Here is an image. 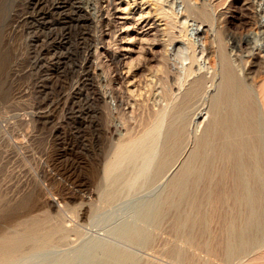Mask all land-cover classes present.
I'll list each match as a JSON object with an SVG mask.
<instances>
[{
  "label": "rangeland",
  "instance_id": "rangeland-1",
  "mask_svg": "<svg viewBox=\"0 0 264 264\" xmlns=\"http://www.w3.org/2000/svg\"><path fill=\"white\" fill-rule=\"evenodd\" d=\"M77 1L87 9L91 16L85 15L83 11L79 10ZM102 3L103 0H0V226L6 225L8 221L16 217V214L21 217V214L23 215L28 209L34 208L32 213L38 212V205L40 211L43 208L40 205L43 197L48 196L58 203L50 210L47 206H44L43 209L49 210L50 214L60 219L62 224L66 223L64 227L67 229L70 227L71 230L63 238L68 242L61 239L59 240L60 245L55 240V244L52 242L53 244L45 245L44 249L43 246L34 248V252L33 248H31L32 251L27 249V252L26 250L21 252L7 264H70L69 261L71 260V264H85L86 262V264H98V262L103 264L104 261H110L108 264H112L111 262L121 264V261H115V254L122 250L128 256L137 255L139 257L130 256L132 261L128 259L126 261L129 263L123 261L124 264H136V262L137 264H147V259H152L150 262L148 260V264L154 262L159 264H197L195 261L197 259H194L192 255L196 252L197 255L195 254V256L200 257V261L197 260V262L226 264L218 258L212 260L206 254L205 249L200 245L199 247L196 246L194 242L192 225H188L194 217L192 215L196 214H193L194 203L190 205L192 201L194 202V194H196L193 190L190 194H187L186 191L185 196H181V199L180 197L178 199L177 196L174 197L175 201L170 203L171 207H169L170 204L166 205L168 208L164 206L167 208L166 210L160 206L159 201L161 200L159 199H163L165 194V197L170 196V190L168 193L165 192L170 189L176 175L182 170L181 167L184 166V162L188 160V157L190 159L196 149L194 143L197 141L196 136L203 132L208 121L213 117V113L210 111L213 110L212 105L216 101L214 98L216 99L218 94L220 95L223 82V59L226 55L232 65L235 64L233 66L237 68L235 69L237 76L240 75L239 78H242L241 80L246 86L249 85L248 89L252 92L253 99L257 103L255 104L259 107L256 106L258 131H260L258 138L261 140V147L264 150V0H158L160 6L162 4L163 7H161L165 8L164 11L171 12L172 15L174 14L173 16L176 15L174 17L176 24L173 21L172 25V27L175 26L173 31L171 25L169 27L165 25V21L168 20H165V17L161 20V15L155 10L158 5L156 0H123L121 6H127V13L126 11L123 13L112 10L110 11L112 13H108L110 15L104 14L102 16L104 21L100 20L101 16L98 17V9L102 7ZM147 10L148 12H146ZM143 13L150 19L146 27L140 19V15ZM144 14L143 16L146 17ZM204 20L206 21L204 22ZM158 24L159 26H157ZM162 25L166 27L164 28ZM166 30L170 37L165 34L167 33ZM164 37L166 38L164 39ZM168 37L175 39L168 40ZM94 50L95 52H92ZM213 52L214 54H212ZM114 53L116 56L113 55ZM224 54L226 55L224 56ZM189 58H193L194 63L198 60V63H193L195 73L184 75L182 68L189 65ZM218 59L222 62L220 63ZM166 61L173 63L170 65ZM126 62L129 67H126ZM203 64L210 65L209 69L211 70L205 73L207 80L209 76L210 80H208L209 82L206 81V84L198 92L199 94L191 100L193 107L189 104L190 107L186 109L188 110L187 114L185 115L186 110L184 115L182 114L184 118L187 117L184 119L186 121H183L182 116L175 117L173 115L174 105L179 101L178 98L183 95L186 89L183 87H187L190 80L205 70L199 69L197 71L199 66H204ZM167 65L176 74L182 72L179 76L184 75L179 77L178 83L175 84L172 80L165 79L166 68L164 67ZM161 67L162 69H160ZM126 72L127 74H125ZM164 87L165 89H163ZM165 90L166 92H164ZM202 90L204 93L200 94ZM166 94H168V98ZM173 97L175 100L171 101ZM156 111L159 112V120L151 136V139L153 137L152 141L148 138L150 139L148 145L154 150L150 148L152 151L149 154L147 150V154L138 157L136 161L134 159L131 161L132 163L126 161L128 163L124 164V162L123 165L127 167L124 168L125 166H123V168L118 169L122 173L116 171L110 179L105 178L103 176L104 165L111 159L115 146L119 142H123L124 139L129 140L140 136L143 130L151 125L155 114H157ZM170 122L171 125H168ZM182 123L184 130H187L185 133L189 130L188 137H185L184 134L185 140L183 139L180 143L183 142L185 147L179 145L181 149L177 151L176 156L171 158L172 161L169 160L167 165L165 164L168 169L164 166L161 167V160L159 159L162 158L163 146L166 145V138L170 133L172 124ZM165 132L166 134H164ZM123 137L126 138L123 139ZM151 142L154 145H151ZM207 153L204 155L205 160L211 156V153L209 155ZM180 161L184 162L181 163ZM157 163L161 169L156 166ZM201 166L204 168L203 161L198 162L194 168V171L196 169L195 174L199 173L197 169L202 171V173L200 171L197 174V178L202 176L205 170L200 169ZM117 172L118 176H116ZM157 172L160 173L156 176L155 173ZM113 179L115 183H113ZM110 190L115 191L108 192ZM109 196H112V199H109ZM182 201L184 202L182 205L185 206L180 204ZM174 202H176L175 207L178 205V208L173 207ZM156 207L163 210H160L163 213ZM86 208H89L87 212H85ZM147 208L150 212L146 211ZM154 209L166 217L163 218L157 211L156 214ZM83 211L86 214L84 213L81 217ZM179 211H182V214L185 213L187 219L186 217L182 218ZM178 213L182 219L179 218ZM142 214L148 216L145 217ZM155 215H159V218ZM190 215L192 217H189ZM64 218L65 223L62 220ZM167 220L169 221L166 222ZM262 220L264 221V218ZM139 221L140 223H137ZM143 222L145 223L143 224ZM158 222L160 223L158 224ZM181 223L186 229L190 226L192 231L186 232ZM7 224L8 226H4V228H13L11 221ZM134 224L140 229L142 226L144 231L142 229L141 231L137 230L138 227L134 228L136 227ZM186 225L188 226L186 227ZM131 228L134 231H140L143 236L145 234L152 236L151 233H153L152 239L150 236L148 239V235L143 240L141 238L142 245L145 244L141 246L140 240L130 239L133 232L130 231ZM182 228L186 233L182 231ZM74 230L75 232L77 230L76 235H70ZM125 230L130 231H127L129 234L127 232L126 234ZM155 233L157 236L154 235ZM187 234L189 237L186 236ZM158 235L164 240H161ZM260 237L256 240H262L264 234ZM71 238H74V241ZM132 240L135 243H132ZM163 244L165 245L163 246ZM178 245L181 250L184 249L182 252ZM192 246L198 248L194 249ZM200 247L204 253H201ZM168 248L172 252H176L173 257V253L171 254ZM189 248L193 249L190 250ZM110 249L112 253L115 251L116 253L110 254ZM174 249L180 250L181 253L188 251L184 255V253L181 254ZM104 252L109 256V260ZM189 253L192 255L193 262H190ZM110 257L113 259L110 260ZM91 258L93 259L91 260ZM141 259L142 261H140ZM216 261L220 262L217 263ZM227 264L232 263L228 261Z\"/></svg>",
  "mask_w": 264,
  "mask_h": 264
},
{
  "label": "bare ground",
  "instance_id": "bare-ground-1",
  "mask_svg": "<svg viewBox=\"0 0 264 264\" xmlns=\"http://www.w3.org/2000/svg\"><path fill=\"white\" fill-rule=\"evenodd\" d=\"M160 1V0H159ZM123 0H103V5L102 7H99L98 9V17L101 16V21H104L102 16L104 14H107V15H110L108 14L110 11L113 10L114 11H122L123 13L126 11L127 6H121ZM155 2V1H153ZM246 2V1H245ZM76 3H78V8L80 11H83L85 13V15H90L87 11L86 8H84L79 1H77ZM125 3V2H124ZM248 3V2H247ZM126 4V3H125ZM134 4V3H133ZM155 4V3H154ZM153 4V5H154ZM156 4H158L156 6ZM156 11H158V13L161 15L160 17L161 20L164 19L163 17H165L166 19L165 20H168V21H165V25L167 27H169L171 25H173V21L175 20L174 17L176 16H173L171 14V12H166L164 11V9L162 8V4L160 6V4L158 3V0H156ZM203 5V4H202ZM201 5V6H202ZM101 6V5H100ZM206 6V5H205ZM139 7V6H138ZM152 7V6H151ZM141 8V7H140ZM155 8V7H154ZM154 8H151V9H154ZM194 8V7H193ZM199 8V7H198ZM148 9V8H147ZM192 9V8H191ZM200 9V8H199ZM204 9V8H202ZM137 10V9H136ZM149 10V9H148ZM148 10L146 12H148ZM193 11V10H192ZM196 11H198L196 9ZM142 12V11H141ZM140 12V13H141ZM145 12V13H146ZM200 12L202 14H204L202 12V10H200ZM205 14H206V11H204ZM97 13V12H96ZM112 13V12H110ZM127 13V11H126ZM152 13V12H151ZM173 13V12H172ZM144 14V13H143ZM142 15H140V19H142V22L144 23L143 25L146 27L148 25V21H150V19L146 16L144 17ZM147 14V13H146ZM159 14L157 16H159ZM200 14V13H198ZM209 14V13H208ZM112 15V14H111ZM148 15V14H147ZM91 16V15H90ZM96 17V16H95ZM110 17V16H108ZM116 17V16H115ZM152 17V16H151ZM199 17V16H198ZM202 17V15H201ZM206 17V16H204ZM105 18V17H104ZM107 19V18H106ZM139 19V18H138ZM149 19V20H148ZM153 19V18H152ZM111 20V19H110ZM155 20V18H154ZM158 20V18H157ZM100 21V22H101ZM113 21V19H112ZM153 21V20H152ZM159 21V20H158ZM206 20H204L205 22ZM99 22V21H98ZM107 22V21H106ZM175 22V21H174ZM150 23V22H149ZM152 23V22H151ZM150 23V24H151ZM159 23V22H158ZM163 23H164V20H163ZM156 24V23H155ZM176 24V22H175ZM174 24V25H175ZM110 25V24H109ZM113 25V24H112ZM136 25V24H135ZM142 25V27H143ZM115 26V25H114ZM154 26V25H153ZM156 26V25H155ZM159 26V24L157 25ZM164 28L166 26L162 25ZM151 27V26H150ZM161 28L162 30L164 28ZM175 27V26H173ZM172 27V28H173ZM156 28V27H155ZM158 28V27H157ZM104 29V28H103ZM112 29V28H111ZM169 29V28H168ZM167 29V30H168ZM166 30V31H167ZM174 30V28L172 29V31ZM113 31V30H112ZM165 31V30H164ZM170 31V29H169ZM180 31V30H179ZM204 31V30H203ZM202 31V32H203ZM139 32V31H138ZM154 32V31H153ZM159 32V31H158ZM156 33V32H155ZM171 33V31H170ZM174 33V32H173ZM172 33V34H173ZM186 33V32H185ZM184 33V34H185ZM164 34V33H162ZM166 35L169 36V33L167 31V33H165ZM164 34V35H165ZM171 34V36H172ZM165 35V36H166ZM174 35V34H173ZM177 35V34H176ZM154 36V35H153ZM157 36V35H156ZM162 36V35H161ZM110 37V36H109ZM170 37V36H169ZM168 37V40L171 39ZM157 38V37H156ZM166 37H164L165 39ZM163 39V38H162ZM161 39V40H162ZM175 39V38H173ZM171 39V40H173ZM177 39V38H176ZM170 40V41H171ZM190 40V39H189ZM153 41V40H152ZM164 41V40H162ZM167 41V40H166ZM165 41V42H166ZM158 44V42H155ZM163 43V42H162ZM169 43V42H168ZM221 43V42H220ZM106 44V43H105ZM104 44V45H105ZM152 44V43H151ZM154 44V43H153ZM162 45V44H161ZM166 45V44H165ZM149 48V46H147ZM165 47V46H164ZM190 49V48H189ZM195 49V48H194ZM128 50V49H126ZM132 50V49H131ZM147 50V49H146ZM149 50V49H148ZM144 51V50H143ZM150 51V50H149ZM92 52H95L92 51ZM116 52V51H115ZM128 52V51H127ZM131 52V51H130ZM146 52V51H145ZM148 52V51H147ZM189 53V52H188ZM220 53V52H219ZM224 53V52H223ZM222 53V55H223ZM208 54V53H206ZM214 54V52L212 53ZM221 54V53H220ZM93 55V54H92ZM115 55V53L113 54ZM189 55V54H188ZM209 55V54H208ZM217 56V54H215ZM226 54H224L225 56ZM116 56V55H115ZM163 56H165L163 54ZM190 56V55H189ZM192 56V54H191ZM220 56V55H219ZM218 58L220 59L221 57ZM223 56V57H224ZM126 57V56H125ZM124 57V58H125ZM208 57V56H207ZM145 58V57H144ZM167 58V57H166ZM188 58V57H187ZM161 59V58H160ZM190 59V58H189ZM193 58L190 59V63L188 66H186L185 68H182L184 70V75L187 74V75H191L193 73H195V70L193 68V63H194V60H192ZM218 59V60H219ZM117 60V59H116ZM119 60V59H118ZM131 60V59H130ZM162 60V59H161ZM164 60V59H163ZM192 60V61H191ZM222 60V59H220ZM219 60V61H220ZM231 60V59H230ZM121 61V60H120ZM197 62H195L194 64H197L198 63V60H196ZM218 61V62H219ZM260 61V60H259ZM160 62V61H159ZM167 62V61H166ZM169 62V61H168ZM167 62V63H168ZM222 61H220L221 63ZM125 63V62H124ZM140 63V62H139ZM138 63V64H139ZM170 63V62H169ZM173 63V62H172ZM170 63V65L172 64ZM208 63V62H207ZM116 64V62H115ZM123 64V63H122ZM188 64V62H187ZM201 64V63H200ZM127 65V62L126 64ZM124 65V66H125ZM181 65V64H180ZM186 65V64H185ZM204 66H199L198 70L199 69H205L204 71H200L202 74H198L197 77H195L194 79L190 80L189 84L187 85V87H183L186 88L183 95L180 96L179 101L174 105V116L175 117H179V116H182L184 115V112L185 110L190 107L191 105V100L197 95L199 94L198 92H200V90L203 88V86L206 84V81L210 80L209 77H208V80L206 78V72H208L209 70V64L208 66H206L205 64H203ZM233 65H235L233 63ZM232 65V62L229 61L227 59V55L226 57H224L223 59V69H222V73H223V82H222V86H221V90L220 88H218V90H220V95L218 94V98H214L215 103L213 106V110H211L210 112L213 113V117H211V119L208 121L207 125L204 127V130L203 132L199 135L198 133V136H196V142H194L196 144V149L194 150L193 154L191 155L190 159L188 157V160L187 161H180L181 163H185L182 168V170L180 172H178V174L176 175L175 179L173 180V182L171 183V186H170V189H168V191H164L165 193H168L169 190H170V196L168 197H165L163 196L162 198L163 199H159L161 201H159L161 204L160 206L163 208V209H167L168 205L170 203H172L174 200V197L176 198V196L180 197L181 199V196H183L186 191H187V194H190L193 190L194 193V202L192 201L190 205H192L193 203V214L196 213L195 215H192L194 216L193 219H191V221L188 223V225H192V230L190 229V226L186 225L187 229L184 228L185 226L182 224L183 221H182V225H183V228L185 229V231L187 232L188 230L192 231V235L193 237L195 238L194 239V242L196 244V246L199 247V245L205 249L206 251V254L209 255V257L213 259H221L222 261L227 262L229 261L230 263L232 264H264V238L262 240H256L258 239V237L260 236H263L264 234V221L262 220L264 218V150H263V147H261V140L258 138V123H257V109H256V106L258 107V105H256L257 103L255 102V100L253 99L254 97L252 96V92L249 91V85L246 86V84L237 76L236 74V70L237 68H234L235 66ZM134 66V65H133ZM174 66V65H172ZM212 66V65H211ZM126 67H129V64L126 66ZM195 67V66H194ZM220 67V66H219ZM136 68V67H134ZM166 68L165 70V79H170L172 80L175 84L179 82V77H183V76H179L180 72L179 70H175V71H179L180 73L179 74H176L174 71H172L171 69L168 68V65L167 67H164ZM130 69V68H128ZM162 69V67L160 68ZM182 69H180L182 71ZM196 69V68H195ZM221 70V68H219ZM213 70V69H212ZM127 72H129L127 69H126ZM127 72L125 74H127ZM131 72V71H130ZM204 72V73H203ZM132 73V72H131ZM221 73V74H222ZM197 74V72H196ZM119 76V75H118ZM221 77V75H220ZM219 77V78H220ZM159 78H161L159 76ZM186 78V76H185ZM184 78V79H185ZM214 78V77H213ZM181 79V78H180ZM183 79V78H182ZM190 79V78H189ZM163 80V79H162ZM166 80V81H167ZM164 81V80H163ZM165 81V82H166ZM171 81V82H172ZM181 81V80H180ZM130 82V81H129ZM169 82V81H168ZM170 82V83H171ZM172 82V84L174 85V83ZM187 82V81H186ZM209 82V81H208ZM183 83V82H182ZM162 84V83H161ZM167 84V82L165 83ZM164 84V85H165ZM171 84V85H172ZM208 84V83H207ZM170 85V84H169ZM184 85V84H183ZM162 86V85H161ZM186 86V85H185ZM168 87V86H167ZM182 87V85H181ZM165 89V87L163 88ZM135 90V88H134ZM133 90V91H134ZM167 90V89H166ZM166 90L164 92H166ZM182 91V90H181ZM204 90L201 91L200 94H202ZM217 91V90H216ZM214 91V92H216ZM255 92V91H254ZM130 93H132L130 91ZM168 93V92H167ZM174 93V92H173ZM204 93V92H203ZM217 93V92H216ZM219 93V91H218ZM122 94V93H121ZM165 94V93H164ZM180 94V93H179ZM132 95V94H131ZM167 95V98H168V94ZM181 95V94H180ZM259 95V94H258ZM122 96V95H121ZM171 96V95H170ZM175 96H176V93H175ZM166 97V96H165ZM210 97H213V96H210ZM216 97V96H215ZM134 98V97H133ZM161 98V97H160ZM166 98V99H167ZM162 99V98H161ZM175 98L173 97L171 101H174ZM213 99V98H212ZM118 100V99H117ZM122 100V99H121ZM200 100V99H198ZM213 100V101H214ZM259 100V99H258ZM123 101V100H122ZM196 101V99L194 100V102ZM120 102V101H119ZM126 102V101H124ZM212 102V101H211ZM134 103V102H133ZM175 103V102H174ZM256 103V104H255ZM165 104V103H164ZM190 104V105H189ZM213 104V103H212ZM120 105V104H119ZM129 105V104H128ZM131 105V103H130ZM129 105V106H130ZM133 106V105H132ZM131 106V107H132ZM192 106V105H191ZM195 106V105H194ZM198 106V105H196ZM211 106V107H212ZM117 107H118V104H117ZM123 107V106H122ZM134 107V106H133ZM165 107V106H164ZM171 107V106H170ZM193 107V106H192ZM263 107V105H262ZM124 108V107H123ZM162 108V106H161ZM259 108V107H258ZM130 109V108H129ZM128 109V110H129ZM163 109V108H162ZM194 109V108H193ZM161 110V109H159ZM164 110V109H163ZM197 110V109H196ZM264 110V109H263ZM171 111V110H170ZM187 111L186 110V113L185 115L187 114ZM209 111V110H208ZM191 112V111H190ZM263 112V111H262ZM157 113V111H156ZM189 113V112H188ZM195 113V112H194ZM264 113V112H263ZM154 114V113H153ZM158 114H155L153 120H152V123L151 125H149L147 128H145L142 132V134L140 136H136L135 138L133 139H129V140H125L124 138L126 137H123V142H119L116 146H115V149L113 150V154H112V157L111 159L104 165V177L105 178H109L112 176V174H114L116 171H118V169H121L123 168V166H125L124 168H126L127 166L126 165H123L128 163V162H131V161H136V159L140 156H143L145 155V153L147 152L148 150V154L149 152H151L153 149L152 147H149L150 145L149 144V140L151 139V136L153 134V131H154V127L156 128V123L157 121L159 120L158 119ZM162 114V113H161ZM160 114V115H161ZM183 114V115H182ZM122 116V115H121ZM153 117V116H152ZM151 117V118H152ZM170 117V116H169ZM119 118V117H118ZM125 118V117H124ZM149 118V117H148ZM171 118V117H170ZM168 118V119H170ZM181 118V117H180ZM179 118V119H180ZM185 118H187L185 116ZM183 117V121H186L184 120L185 119ZM190 118V117H189ZM167 119V120H168ZM178 119V120H179ZM209 119V118H208ZM174 120V119H173ZM259 120V119H258ZM175 121V120H174ZM174 121H172L174 123ZM151 122V120H150ZM149 122V123H150ZM176 122V121H175ZM182 122V121H181ZM146 123V122H144ZM178 123V122H177ZM186 122H184L185 124ZM188 123V121H187ZM112 124V123H111ZM162 124V122H161ZM260 124H261V121H260ZM115 125V124H114ZM118 125V124H117ZM145 125V124H144ZM143 125V126H144ZM147 125V124H146ZM163 125V124H162ZM168 125H171V122L170 124ZM167 125V126H168ZM186 125V124H185ZM184 125V126H185ZM142 126V127H143ZM161 126V125H159ZM187 126V125H186ZM185 126V127H186ZM189 126V125H188ZM120 127V126H118ZM141 127V128H142ZM171 127V126H170ZM116 128V127H115ZM167 128V127H166ZM125 129V128H123ZM128 129V128H127ZM126 129V130H127ZM165 129V128H164ZM111 130V128H110ZM125 130V131H126ZM157 130V129H156ZM160 131V129H158ZM167 130V129H166ZM170 130V129H169ZM112 131V130H111ZM141 131V129H140ZM162 131V130H161ZM187 130H184V127H183V123L182 124H172V127H171V130H170V133L167 137V135L165 136V138L167 139L166 141V145L163 146V149L162 150V158L161 155L159 160H161V164L160 166L161 167H165V164L171 159L173 158L174 156H176L175 154H177V151H179V149H181V147H179V145H183V142L182 144L181 141L187 136V133H185ZM191 131V130H190ZM202 131V130H201ZM262 132V130H261ZM115 133V132H114ZM123 133V132H122ZM125 134V132H124ZM138 134V133H137ZM136 134V135H137ZM140 134V133H139ZM166 134V132L164 133ZM184 134H185V137H184ZM196 135V133H193ZM123 135V134H122ZM132 135V134H131ZM163 135V134H162ZM157 136V135H156ZM262 136V135H260ZM121 137V136H119ZM188 137V136H187ZM114 138V137H113ZM150 138V139H148ZM263 138V137H262ZM261 138V139H262ZM153 139V137H152ZM151 139V141H152ZM165 139V140H166ZM264 139V138H263ZM122 140V139H121ZM185 140V139H184ZM188 140V139H186ZM195 140V139H194ZM192 142V141H191ZM264 142V141H263ZM163 143V142H162ZM189 143V142H188ZM151 145H154L152 144V142L150 143ZM157 144V143H156ZM165 144V143H164ZM185 145V144H184ZM183 145V146H184ZM264 145V143H263ZM160 146H161V143H160ZM149 147V149H148ZM156 147V145H155ZM179 147V148H178ZM185 147V146H184ZM210 147V149H208ZM192 148V149H193ZM262 148V149H261ZM150 150V151H149ZM154 150V149H153ZM182 150H185V149H182ZM208 150V151H207ZM211 150V152H209ZM158 151V150H157ZM182 152V151H180ZM211 153V156L209 157V153ZM153 153V152H152ZM160 153V154H161ZM179 153V152H178ZM205 153H207L209 159L205 160L206 158L204 157ZM147 154V153H146ZM157 155V154H156ZM180 156V155H179ZM190 156V154H189ZM147 158V156H144ZM187 157V156H186ZM185 157V158H186ZM142 158V157H141ZM183 158V157H182ZM140 159V158H139ZM138 160V159H137ZM158 160V159H157ZM176 160V159H175ZM128 161V162H126ZM143 161V160H141ZM172 161V160H170ZM203 161L204 162V168L203 166L200 167L205 169L204 172H203V175L198 177L197 178V174L200 173V171H198L199 169H197V174H195L196 172V169L194 171V168H196L195 166H197L198 162H201ZM158 162V161H157ZM174 162V161H173ZM132 163V162H131ZM136 163V162H135ZM134 163V164H135ZM138 164V163H137ZM140 164V162H139ZM149 164V163H148ZM169 164V163H168ZM200 164V163H199ZM150 165V164H149ZM167 165V164H166ZM170 165V164H169ZM168 165V166H169ZM202 165V164H201ZM138 166V165H137ZM156 166H158V163L156 164ZM172 166V165H171ZM170 166V167H171ZM130 167V165H129ZM161 167L158 166V168L161 169ZM133 168V167H132ZM157 169V167H155ZM166 169L167 166L165 167ZM163 168V169H165ZM198 168H199V165H198ZM155 169V171H156ZM162 169V171H163ZM202 169V170H203ZM142 170V169H141ZM135 171H136V168H135ZM153 171V170H151ZM158 171V170H157ZM161 171V170H159ZM118 172H121V171H118ZM118 172H117V175L118 176ZM128 172H131L128 170ZM147 172V171H146ZM122 173V172H121ZM134 173V172H132ZM160 173V172H157L155 173L156 176L157 174ZM162 173V172H161ZM166 173V172H165ZM202 173V171H201ZM154 174V173H153ZM126 175H127V172H126ZM140 175V174H139ZM160 175V174H159ZM158 175V176H159ZM163 175V174H161ZM173 175V173H172ZM115 176V175H113ZM146 176V175H145ZM152 176V175H151ZM150 176V177H151ZM144 177V176H143ZM104 178V179H105ZM114 178V177H113ZM122 178V177H121ZM130 178V177H129ZM139 178V177H138ZM156 178V177H155ZM112 179V178H111ZM150 179V178H149ZM153 179V178H152ZM125 180V179H124ZM171 180V179H170ZM115 180L113 179V183ZM120 181V179H119ZM154 181V180H153ZM109 182V181H108ZM116 182H117V179H116ZM136 182V180H135ZM139 182V180H138ZM110 183V182H109ZM130 183V182H129ZM105 184V183H104ZM111 184V183H110ZM122 184V182H121ZM170 184V183H169ZM107 185V184H106ZM117 185V184H116ZM120 185V184H119ZM137 185V184H136ZM141 185V183H140ZM188 185V187H187ZM190 185V186H189ZM102 186V185H100ZM113 186V185H112ZM115 186V185H114ZM135 186V185H134ZM120 187V186H119ZM123 187V186H122ZM133 187V185H132ZM112 188V187H111ZM116 189H118L117 187H115ZM113 188V189H115ZM167 188V187H166ZM194 188V189H193ZM104 189V187H103ZM122 189V188H121ZM126 189H129V188H126ZM119 190V189H118ZM106 191H107V188H106ZM115 190H110L108 192H113ZM121 191V190H120ZM128 191V190H127ZM105 192V191H104ZM125 192V191H124ZM98 194V193H97ZM116 194V192H115ZM124 194V193H123ZM186 194V195H187ZM114 195V194H113ZM174 195V196H172ZM66 196V195H65ZM159 196V195H158ZM157 196V197H158ZM185 196V195H184ZM188 196V195H187ZM186 196V197H187ZM90 197V196H89ZM112 196H109V199L111 198ZM116 197V195H115ZM114 197V198H115ZM165 197V198H164ZM104 198V197H103ZM160 198V197H159ZM183 198V197H182ZM104 199H107L106 197ZM112 199V198H111ZM117 199V198H116ZM156 199V198H155ZM177 199V200H178ZM188 199V197H187ZM96 200V199H95ZM99 200V199H98ZM176 200V201H177ZM192 200V199H191ZM102 201V200H101ZM108 201V200H107ZM106 201V204H108ZM110 201V200H109ZM184 201V199H183ZM182 201V203H180L181 205L184 204V202ZM189 202H190V197H189ZM58 203V201L54 200L53 198L51 197H48L46 196L45 198L43 197V200L42 202L40 203L41 207L44 208V206L48 207L49 210L50 208H54L55 205ZM91 203V202H90ZM102 203V202H101ZM178 203V201H177ZM94 204V203H93ZM149 204V203H148ZM158 204V203H157ZM60 205V204H58ZM105 205V204H104ZM103 205V206H104ZM167 205V206H166ZM176 205V202H174V206L175 207ZM180 205V206H181ZM189 205V206H190ZM32 206V205H31ZM90 206V205H89ZM108 206V205H107ZM106 206V207H107ZM142 206V205H141ZM145 206V205H144ZM147 206V205H146ZM149 206V205H148ZM151 206V205H150ZM155 206V205H154ZM167 208H165V207ZM179 206V207H180ZM182 206H185V205H182ZM181 206V208H182ZM37 207V206H36ZM40 207V209H41ZM87 207V206H86ZM140 207V205H139ZM139 207H138V210H139ZM169 207H171V204L169 205ZM191 207V206H190ZM27 208H29L27 206ZM26 208V210H27ZM42 208V209H43ZM99 208V207H98ZM104 208V207H102ZM146 208V207H145ZM150 208V207H149ZM154 208V207H153ZM157 210L159 209V207H156ZM175 208H178V205L175 207ZM37 209V208H36ZM35 209V210H36ZM40 210L39 211V205H38V212H33L32 211L34 210V208H31V210H27V212H24V214L22 215L21 214V217L18 216L17 214L15 215L16 217H13V219H11V226L13 228H10V229H6L4 228V226H8V221L6 223V225H4L3 227L0 226V264H7L9 261L13 260L14 258H16V256H18V254H20L21 252L25 251L27 252V249H31L33 248V252H34V248L36 247H41L43 246V249H44V246L45 245H49L51 244L52 242L55 244V240H57L59 242V240L63 239L68 233L71 232L70 230V227L67 229L65 226V218L62 219L63 222L65 224H62L61 220L58 219L56 216H53L52 214H50L51 212L47 209H43V210ZM89 208H86V211H88ZM173 209V208H172ZM192 209V208H191ZM100 210V209H99ZM141 210V209H140ZM145 210V209H143ZM155 210V209H154ZM157 210H155L154 212L157 214ZM161 209H159L160 211ZM182 210V209H181ZM25 211V210H24ZM90 211V210H89ZM146 211H149V209L147 208ZM157 211V212H156ZM163 211V210H161ZM160 211V212H161ZM172 211V210H171ZM170 211V212H171ZM84 211L81 213V217H83V214L85 213ZM142 212V211H140ZM150 212V211H149ZM147 212V213H149ZM181 213V216L182 218L183 217H186V215L182 214V211H179ZM186 212V210H185ZM190 212H192L190 210ZM136 213V211H135ZM144 213V212H143ZM163 213V212H161ZM161 213L158 212V214L161 215ZM167 213V212H166ZM176 213V212H175ZM174 213V214H175ZM180 213H178L179 215V218H180ZM187 213V212H186ZM78 214V213H77ZM86 214V213H85ZM138 214V213H137ZM173 214V215H174ZM189 215V213H187ZM192 214V213H191ZM56 215V214H55ZM58 215V214H57ZM144 215V214H142ZM151 215V214H150ZM141 216V215H140ZM145 216V215H144ZM146 216H148L146 214ZM145 216V217H146ZM153 216V214H152ZM155 216H158L159 218V215H155ZM154 216V217H155ZM175 216V215H174ZM191 215L189 217H192ZM9 217V216H8ZM7 217V218H8ZM163 217V216H162ZM166 217V216H164ZM163 217V218H164ZM177 217V216H176ZM12 218V216H11ZM142 218V217H141ZM156 218V217H155ZM161 218V217H160ZM172 218V217H171ZM174 218V217H173ZM180 218V219H182ZM139 219V218H138ZM147 219V218H146ZM145 219V220H146ZM168 219V218H167ZM174 219H177V218H174ZM173 219V220H174ZM185 219V218H184ZM187 219V217H186ZM158 220V219H157ZM130 221V220H129ZM134 221V220H133ZM142 221V219H141ZM153 221H155L153 219ZM159 221V220H158ZM163 221V219H162ZM160 220V222H162ZM169 220H167L166 222H168ZM175 221V220H174ZM6 222V221H5ZM158 222V224L160 223ZM173 222V221H172ZM171 222V223H172ZM176 222V221H175ZM181 222V220H180ZM180 222H178V224H180ZM185 222V220H184ZM126 223H129V222H126ZM135 223V222H134ZM137 223H140L137 222ZM145 222H143L144 224ZM156 223V222H155ZM131 224V223H130ZM133 224V223H132ZM157 224V223H156ZM155 224V225H156ZM162 224V223H161ZM169 224V223H168ZM187 224V223H186ZM72 225V224H71ZM125 225V224H124ZM139 225V224H138ZM142 225V224H141ZM172 225V224H171ZM170 225V226H171ZM176 225V224H175ZM181 225V226H182ZM67 226V225H66ZM134 226H136L134 224ZM149 226V225H148ZM174 226V225H173ZM172 226V227H173ZM177 226V225H176ZM10 227V226H9ZM73 227V226H72ZM122 227V226H121ZM132 227V226H131ZM138 226L134 227V228H137ZM144 227V226H143ZM154 227V226H153ZM161 227V226H160ZM179 227V226H178ZM125 228V226H124ZM127 228V227H126ZM139 228V229H138ZM137 230H140L142 229V226H141V229L140 227H138ZM150 228V227H149ZM157 228V227H155ZM162 228V227H161ZM168 228V227H167ZM174 228V227H173ZM176 228V227H175ZM180 228V227H179ZM177 228V229H179ZM183 228H182V231H183ZM74 229V228H73ZM72 229V230H73ZM118 229V228H117ZM120 229V228H119ZM132 230L130 231H133L132 232V235L130 237V239H137V240H140V243L141 241L143 240V238H145L146 235H148V239H152V236H153V233L152 236H150L149 234H145V236H143L141 234L140 231H134L133 228H131ZM144 229V228H143ZM142 229V230H143ZM165 229V228H164ZM171 229V227H170ZM78 230V229H77ZM76 230V232H77ZM121 230H124L121 228ZM158 230V228H157ZM155 230V231H157ZM161 230V229H160ZM175 230V229H174ZM173 230V231H174ZM180 230V229H179ZM179 230H177L179 232ZM119 231V230H117ZM116 231V232H117ZM128 231V230H127ZM126 230L124 231L125 233L127 232ZM128 231V232H130ZM144 231V230H143ZM154 231V230H153ZM152 231V232H153ZM154 231V232H155ZM159 231V230H158ZM157 231V232H158ZM183 231V232H185ZM76 232L74 230V232L70 235H76ZM122 232V231H120ZM127 232V233H128ZM169 232V230H168ZM172 232V231H171ZM185 232V233H186ZM126 233V234H127ZM149 233V232H148ZM175 233V232H174ZM190 233V232H189ZM188 233V234H189ZM119 234V233H118ZM122 234V233H121ZM129 234V233H128ZM159 234V233H158ZM166 234V233H165ZM164 234V235H165ZM177 234V233H176ZM188 234L186 236H188ZM154 235L157 236V234L155 233ZM191 235V234H190ZM127 236V235H126ZM150 236V237H149ZM160 236V235H158ZM182 236V235H181ZM180 236V238H181ZM70 237V236H69ZM72 237H75V236H72ZM123 237V236H122ZM133 237V238H132ZM155 237V236H154ZM153 237V239H155ZM166 237V236H165ZM189 237V236H188ZM187 237V238H188ZM67 238V237H66ZM128 238V236H127ZM142 238V240H141ZM161 239V236L159 237ZM164 238V237H163ZM174 238V237H173ZM177 238V237H176ZM261 238V237H260ZM72 239V238H71ZM74 239V238H73ZM72 239V241H74ZM122 239V238H121ZM159 239V240H160ZM169 239V238H168ZM185 239V238H184ZM124 240V239H123ZM129 240V239H128ZM127 240V241H128ZM133 240L131 241L132 243H135L133 242ZM146 240H147V237H146ZM161 240H164V239H161ZM166 240V239H165ZM179 240V239H178ZM177 240V241H178ZM187 240V239H186ZM193 240V239H191ZM190 240V241H191ZM56 241V243H57ZM66 242H68L67 240H65ZM172 241V240H171ZM184 241V240H183ZM182 241V242H183ZM188 241V243L190 242ZM159 242V241H158ZM161 242V241H160ZM185 242V241H184ZM193 242V243H194ZM52 243V244H53ZM65 243V242H64ZM70 243V242H69ZM67 243V244H69ZM139 243V244H140ZM144 243V241H143ZM162 243H165V242H162ZM167 243V241H166ZM169 243V242H168ZM186 243V242H185ZM192 243V244H193ZM60 244V242H59ZM63 244V243H62ZM160 244V243H158ZM191 244V242L189 243ZM194 244V245H195ZM61 245V244H60ZM97 245H98V242H97ZM106 245V244H105ZM110 245V244H108ZM141 246L145 245L142 243L140 244ZM165 244H163L164 246ZM185 245V244H184ZM187 245V244H186ZM57 246V245H56ZM64 246V245H63ZM94 246V245H92ZM113 246V245H112ZM154 246V245H153ZM156 246V245H155ZM174 246V245H173ZM179 246V245H178ZM50 247V246H48ZM58 247V246H57ZM60 247V246H59ZM97 248H102L101 246H96ZM104 247V246H103ZM109 247V246H108ZM111 247V246H110ZM176 247V246H174ZM180 247V246H179ZM185 247V246H183ZM189 247V246H188ZM194 248V246H192ZM196 247V248H198ZM200 247V248H201ZM47 248V247H46ZM53 248V247H52ZM92 248V247H91ZM113 248V247H112ZM155 248V247H153ZM172 248V246H171ZM178 248V247H176ZM175 248V249H176ZM191 248V249H193ZM194 248V249H196ZM201 248V249H202ZM42 249V248H41ZM96 249V248H95ZM104 249V248H103ZM114 249H115V246H114ZM119 249V247H118ZM117 248L116 250L119 251ZM150 249V248H149ZM165 249V248H164ZM167 249V248H166ZM170 249V248H168ZM174 249V250H175ZM179 249V248H178ZM187 249V248H186ZM185 249V250H186ZM190 249V248H189ZM190 249V250H191ZM37 250V249H36ZM101 250V249H100ZM109 250V249H108ZM155 250V249H154ZM159 250V249H157ZM161 250V249H160ZM173 250V248H172ZM172 250L170 249L171 251V254L173 253L172 257L175 255L174 251L172 252ZM180 250H181V247H180ZM180 250H175V251H180ZM182 250H184L182 248ZM181 250V252H182ZM200 250V249H199ZM32 251V249H31ZM31 251L29 250V252L31 253ZM88 251V250H87ZM95 252L97 250H94ZM102 251V250H101ZM106 251V250H105ZM111 251V249H110ZM170 251H168V253H170ZM188 251V250H186ZM185 251V252H186ZM202 252L201 253H204L203 249L201 250ZM121 252H125V251H120V252H113V253H116L115 254V261H121L122 263L121 264H124L123 261H126L128 259H130V253L128 256L126 253H121ZM128 252V251H127ZM152 252V251H151ZM156 252V250H155ZM164 252H167V251H164ZM179 252V253H181ZM185 252L184 255L186 254ZM191 254H192V251H190ZM200 252V251H199ZM79 253V252H78ZM88 253V252H87ZM106 254V252H104ZM102 253V254H104ZM108 253V251H107ZM112 251L110 254H113ZM136 253V252H134ZM146 253V252H145ZM157 253V252H156ZM177 253V254H179ZM181 253V254H183ZM91 254V253H90ZM96 254V253H95ZM154 254V253H152ZM161 252L159 253V256H160ZM167 254V253H166ZM170 254V255H171ZM179 255L181 257V259L183 258L182 255ZM195 254L197 255V252L196 253H193L192 255L194 256L193 258L197 259L198 261L199 258L198 256H195ZM200 254V253H199ZM24 255V254H22ZM20 255V256H22ZM78 255V254H77ZM80 255V254H79ZM107 255V254H106ZM157 255V254H156ZM183 255V256H184ZM190 255V253H189ZM188 256L190 257V259L192 258L191 256ZM204 255V254H203ZM201 255V256H203ZM207 255V257H208ZM87 256V255H86ZM85 256V257H86ZM135 256V255H133ZM132 256V257H133ZM137 256V255H136ZM135 256V257H136ZM166 256V255H165ZM169 256V255H168ZM178 256V258H179ZM200 256V255H199ZM71 257V256H70ZM75 257V256H74ZM94 258H96L95 256H93ZM108 255H107V259H108ZM134 257V258H135ZM138 257V256H137ZM162 257V256H161ZM69 258V257H68ZM106 259V257H104ZM112 257H110V260H111ZM139 258V257H138ZM169 258V257H168ZM185 258V256H184ZM205 258V257H203ZM93 258H91L92 260ZM113 259V258H112ZM117 259V260H116ZM143 259V258H142ZM142 259L140 261H142ZM171 259V258H170ZM173 259V258H172ZM188 259V258H187ZM208 259V258H207ZM63 260V258H62ZM61 260V261H62ZM69 260V259H68ZM71 260V259H70ZM86 260V259H85ZM109 260V259H108ZM132 261V259H130ZM129 260V261H130ZM134 260V259H133ZM146 260V259H144ZM148 260L149 262L152 260L150 259H147V264H148ZM165 260H168V259H165ZM177 260V259H176ZM186 260V259H185ZM197 264H202L201 262H197ZM201 260H203L201 258ZM211 260V261H212ZM220 260V261H221ZM227 260V261H225ZM64 261V260H63ZM72 261V260H71ZM71 261H69V263L71 264ZM101 261V260H100ZM113 261V260H112ZM193 262V260L191 259L190 262ZM194 261V263H195ZM209 261V259H208ZM218 261V260H217ZM216 261V262H217ZM219 261V262H220ZM85 262V261H84ZM90 262V261H89ZM88 262V263H89ZM106 262V261H104ZM103 262V264H104ZM110 263V261H108ZM108 262H106L108 264ZM127 263H129L128 261H126ZM153 262V261H152ZM181 262V261H180ZM187 262V261H186ZM204 262H205V259H204ZM215 262V263H216ZM217 262V263H219ZM14 263V262H13ZM59 263H60V260H59ZM62 263V262H61ZM75 263V262H74ZM87 263V262H86ZM85 263V264H86ZM102 263V262H101ZM105 263V264H106ZM112 264H115V262H111ZM143 263V262H141ZM145 263V262H144ZM155 264H159L158 262H154ZM152 263V264H154ZM183 263V261H182ZM212 262L208 263L207 264H211ZM15 264V263H14ZM50 264V263H49ZM63 264H67V263H63ZM73 264V263H72ZM83 264V263H82ZM99 264V262H98ZM120 264V263H119ZM137 264V262H136ZM150 264V263H149ZM163 264V263H162ZM175 264V263H174ZM191 264V263H190ZM204 264V263H203ZM225 264V263H223Z\"/></svg>",
  "mask_w": 264,
  "mask_h": 264
}]
</instances>
